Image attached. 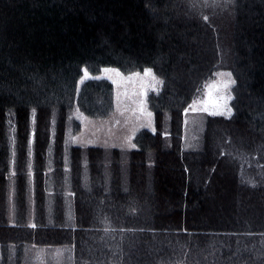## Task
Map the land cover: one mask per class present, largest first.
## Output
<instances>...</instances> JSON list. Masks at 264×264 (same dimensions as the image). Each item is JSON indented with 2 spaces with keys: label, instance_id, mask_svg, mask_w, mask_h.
<instances>
[{
  "label": "trees",
  "instance_id": "trees-1",
  "mask_svg": "<svg viewBox=\"0 0 264 264\" xmlns=\"http://www.w3.org/2000/svg\"><path fill=\"white\" fill-rule=\"evenodd\" d=\"M103 67L162 81L138 149L67 143ZM219 72L233 114L187 146ZM42 263L264 264V0H0V264Z\"/></svg>",
  "mask_w": 264,
  "mask_h": 264
},
{
  "label": "rangeland",
  "instance_id": "rangeland-1",
  "mask_svg": "<svg viewBox=\"0 0 264 264\" xmlns=\"http://www.w3.org/2000/svg\"><path fill=\"white\" fill-rule=\"evenodd\" d=\"M98 72L90 74L84 70L81 82L105 84L101 89L111 90L113 111L105 119H95L80 114L78 108L73 107L72 118L77 126L73 133H68L67 143L80 147L97 146L123 150L140 148L136 142L137 136L142 131L154 130L153 111L149 100L161 91V79L151 69L124 73L116 67H103ZM227 73H217L185 111L184 138L187 146L193 145L200 130L199 115H212L210 113L215 112L217 116L230 117L233 114L231 102L234 84L230 83L233 77H229Z\"/></svg>",
  "mask_w": 264,
  "mask_h": 264
},
{
  "label": "snow or ice",
  "instance_id": "snow-or-ice-1",
  "mask_svg": "<svg viewBox=\"0 0 264 264\" xmlns=\"http://www.w3.org/2000/svg\"><path fill=\"white\" fill-rule=\"evenodd\" d=\"M207 19H208V17H205V20H207ZM106 71H107V70H106ZM85 74H87V73H85ZM146 74H147V72H146ZM226 75H228V76L230 77V76H231V73H227ZM230 83H231V84H234L235 81L232 80V81H230ZM229 111H231V110L229 109ZM210 114L215 115L216 113H215V112H212V113H210Z\"/></svg>",
  "mask_w": 264,
  "mask_h": 264
},
{
  "label": "bare ground",
  "instance_id": "bare-ground-1",
  "mask_svg": "<svg viewBox=\"0 0 264 264\" xmlns=\"http://www.w3.org/2000/svg\"><path fill=\"white\" fill-rule=\"evenodd\" d=\"M82 66V65H81ZM84 68V67H83ZM86 69V68H85ZM99 73V72H98ZM91 74V73H90ZM96 76H97V74H96ZM80 78V77H79ZM87 78V77H86ZM76 80H79V79H76ZM80 80H82L81 78H80ZM79 84V83H78ZM60 228V227H59ZM212 259V258H211ZM43 264V263H42Z\"/></svg>",
  "mask_w": 264,
  "mask_h": 264
}]
</instances>
